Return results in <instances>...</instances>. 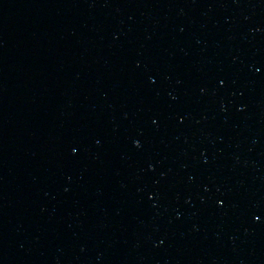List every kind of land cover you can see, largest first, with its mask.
<instances>
[{
    "label": "water",
    "instance_id": "95a60500",
    "mask_svg": "<svg viewBox=\"0 0 264 264\" xmlns=\"http://www.w3.org/2000/svg\"><path fill=\"white\" fill-rule=\"evenodd\" d=\"M0 264H264V0H0Z\"/></svg>",
    "mask_w": 264,
    "mask_h": 264
}]
</instances>
